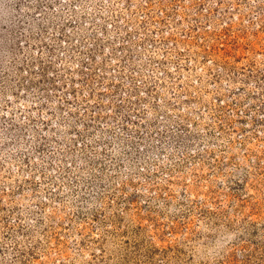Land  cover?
Returning a JSON list of instances; mask_svg holds the SVG:
<instances>
[{
  "label": "rangeland",
  "instance_id": "374dc122",
  "mask_svg": "<svg viewBox=\"0 0 264 264\" xmlns=\"http://www.w3.org/2000/svg\"><path fill=\"white\" fill-rule=\"evenodd\" d=\"M0 264H264V0H0Z\"/></svg>",
  "mask_w": 264,
  "mask_h": 264
}]
</instances>
